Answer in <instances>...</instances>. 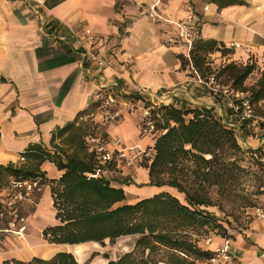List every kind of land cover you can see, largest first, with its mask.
<instances>
[{
    "label": "crops",
    "instance_id": "crops-1",
    "mask_svg": "<svg viewBox=\"0 0 264 264\" xmlns=\"http://www.w3.org/2000/svg\"><path fill=\"white\" fill-rule=\"evenodd\" d=\"M152 4L170 21L154 23L146 13ZM44 8L41 16L26 0H0V162L17 161L31 143L52 147L54 130L74 120L87 124L90 133L120 138L127 145L154 143L155 139L140 130L142 105L137 102L135 84L145 86L148 103H172L179 93L192 95L194 85H190L191 75L182 65L181 50L166 41L177 32L174 21L189 11L195 13L197 22L195 40L214 38L231 49L209 54L241 62L253 56L257 62H264V0H45ZM39 18L53 37L39 30ZM69 25L78 32L91 27L102 48L116 56L115 69L93 67L90 74L83 75L79 59L70 48ZM113 82L122 92L118 105L123 113L117 121L103 122L91 113L99 111V89ZM203 100L223 120L231 121L228 108L211 99ZM262 135L264 131L255 137L256 147ZM61 141L62 137L56 139ZM106 165L101 174L125 188L126 202L163 189L173 191L170 186L148 183V168L141 162L127 166L119 160ZM41 167L50 179L40 195L42 201L51 195L52 180L63 171L49 160ZM41 201L25 204L42 206ZM10 234L14 233L0 219V264L4 259L28 260L38 254L50 258L70 249L78 260L85 261L95 250H103L95 240L46 245L29 240L28 231L23 246H19L16 241L8 243ZM230 252V258L221 264H264V217L256 216L246 229L233 233Z\"/></svg>",
    "mask_w": 264,
    "mask_h": 264
},
{
    "label": "trees",
    "instance_id": "trees-1",
    "mask_svg": "<svg viewBox=\"0 0 264 264\" xmlns=\"http://www.w3.org/2000/svg\"><path fill=\"white\" fill-rule=\"evenodd\" d=\"M214 50L227 52L231 49L214 38L194 41L192 63L202 75L215 72L207 60L209 52ZM182 65L190 68V60L182 58ZM256 67L252 60L232 59L222 70L228 71L234 84L250 90L253 99L259 100L264 97V67L257 83L244 86ZM153 113L162 132L155 137L153 157L142 164L148 168V183L170 186L173 191L163 189L134 202H126L123 186L112 184L103 174L90 175L98 168L99 159L86 139L90 128L75 120L54 130L52 147L40 142L31 143L21 153L26 161L0 162V189L11 176L40 175L46 182L41 165L46 160L52 161L63 172L52 180L51 192L58 222L43 229V236L49 242L80 244L95 240L104 244L107 238L114 242L122 235L139 234L133 250L110 258L106 264H189L193 258L206 259L212 255V249L196 244L190 229L214 224L224 228L226 234L227 228L217 222L218 216L209 207L221 206L223 199L233 198L239 206L251 207L253 211L264 190V178L256 175L260 182L249 191L242 179L258 170L245 167L240 156L246 150L251 152L256 156L255 164L264 174V165L257 157L263 153V148L244 149L236 128L225 122L212 106L183 107L160 103ZM260 127H264L263 122ZM58 137H62L60 143L56 142ZM123 182L129 183L128 180ZM1 220L6 225V221ZM163 248L166 260L152 257L153 251ZM4 264L90 263L79 261L71 251L60 250L50 258L34 255L25 260L14 257L5 260Z\"/></svg>",
    "mask_w": 264,
    "mask_h": 264
},
{
    "label": "built area",
    "instance_id": "built-area-1",
    "mask_svg": "<svg viewBox=\"0 0 264 264\" xmlns=\"http://www.w3.org/2000/svg\"><path fill=\"white\" fill-rule=\"evenodd\" d=\"M26 1L30 3L34 12L42 16V7L45 6V0ZM149 15L153 20L160 21L162 25L170 21L157 10L155 5H151ZM174 22L177 25V32L175 35L168 37L166 41L182 50L183 54L190 60V66L194 72L192 79L207 88L210 93L220 96L227 105L229 114L237 119L241 125L233 121H224L234 126L241 137L242 123L259 128L261 123H264V97L254 100L250 90L222 82L215 72L202 75L194 67L191 58V49L196 38L197 28L195 13L189 11ZM46 35L53 37L50 33ZM69 36L72 39L70 48L79 59L83 75L90 74L93 67L115 69L116 56L102 48L98 35L91 27L85 26L82 32H78L73 26L69 25ZM135 86L137 102L142 105V111L138 118L141 133L155 139L162 132V128L157 124L158 118L153 113V110L159 104L147 102L143 91L145 86L137 83ZM121 94L122 92L116 82L111 83L109 86L101 87L96 94L99 102V111L91 113V115L97 114L99 120L103 122L117 121L123 113L122 108L118 105L119 95ZM86 139L90 148L95 151L99 159L98 168L90 173L93 176L101 174L103 165L113 161L120 160L123 164L132 166L145 159H151L155 152L154 143L148 145L139 143L127 145L120 138H106L100 133H89L86 135ZM259 146H262L263 153L257 155V157L264 165V135L261 136ZM20 158L25 159V156L21 154ZM44 187L45 183L40 175L11 176L8 183L0 189V218L6 221L5 228L14 232L19 238L25 237L28 221V216L22 213L21 207L25 203H35L38 195L44 191ZM253 214L257 217H264V190L261 193L260 201L253 207ZM241 229L244 230L245 228L241 227ZM234 231L233 229H228L218 242H215L216 235L207 234L205 243L207 247L212 249V255L206 259L193 258L189 264H221L228 260L231 256V236ZM214 242L215 245L211 246Z\"/></svg>",
    "mask_w": 264,
    "mask_h": 264
},
{
    "label": "rangeland",
    "instance_id": "rangeland-1",
    "mask_svg": "<svg viewBox=\"0 0 264 264\" xmlns=\"http://www.w3.org/2000/svg\"><path fill=\"white\" fill-rule=\"evenodd\" d=\"M152 5H155V4H152ZM44 7H42L43 12L45 9ZM150 7H151V5L148 6L146 9V13L148 15H149ZM155 7H156V5H155ZM157 10H158V8H157ZM159 12L162 13L161 11H159ZM149 17L154 23H158V24L162 25L160 21L153 20L150 15H149ZM38 28L40 31L45 32L44 34H47V33L52 34L51 32H48L45 29V26L44 27L42 26L41 19L39 21V27ZM184 57L187 58L181 50V58H184ZM207 60L210 62L212 70L217 73L219 79L222 82H224L226 84L230 83L234 86L241 87L240 85L234 84V82L231 79V76L228 73V71L222 70L223 66L231 61V60H228V57L221 56L220 54H218V55L209 54V55H207ZM250 60L254 61L257 64V67L246 78V80L244 82V86H250V85H253L254 83H257V81H258V79H259V77L263 71V67H264L263 61L257 62V60H255V58L253 56L248 59V61H250ZM237 61H239V60H237ZM187 69L189 70L188 74L191 75L190 85H192V84L194 85L192 95H188L186 93H179L177 96L178 98H175L174 102H172V103H175L176 105L183 106V107H192L194 105L211 106V104L207 103L206 100H203V99H208V101H209L211 99V101H216L218 104H222V107L226 108V110H227V105L222 100V98L218 95L210 93L207 88L203 87L202 85L197 83L194 79H192L194 72L192 71L191 67L190 68L187 67ZM199 96H203V97L201 98ZM215 96H216V98H215ZM217 110L220 111L219 108H217ZM232 118H234V117H232ZM232 118H230L231 121H233L237 124H241L237 119H235V118L232 119ZM261 131H264V127H261V128L256 127L255 128V127L249 126L245 123V126L243 127V131H242V137L240 136V134H238L239 135L238 140L241 143L242 147L244 149L257 148L255 146L256 141L254 139H255V137L258 138V135L261 134ZM245 138L247 139L246 143H245ZM240 157H241L240 162L245 167H248V168L251 167L252 169L256 168L258 170V172L254 173V174L249 173L248 175L244 176L242 179V181L246 182V184L244 186H246L249 191L254 190L256 188L257 184L260 182V180L256 177V175H259V176L264 178V174L261 172L260 168L255 164V157L256 156H254L251 152H247V150H246L245 153L242 154ZM23 161H26V158L21 159L19 157V159L16 162H23ZM105 166H107V165H104L103 168ZM43 176H44L45 181H46L44 183L45 184L48 183L50 181V179L46 176V172H45V175H43ZM52 185L53 184L50 185V191H51ZM40 195L42 196L43 193L38 195L37 201H39V203L41 201ZM213 195H214V197H217V195L215 193H213ZM53 200L54 199H53V195L51 192V195L48 194V196L41 201V203H43L42 206H39L40 205L39 203L34 204V205L24 204L21 207V211H22V213H24L28 216L27 228L25 230V237L19 238L14 232L11 231L14 234L13 235L10 234L11 239L6 237L8 243H12V242H14L13 244L20 243L21 245H19V246H23L25 239L27 238V231H28V236H29L28 238L31 241H37L38 240V241H40L46 245H49L48 243H53V242H49L42 235V231L46 226L58 222V219L55 217L56 208L54 206ZM209 207H210V210L215 212L216 215L218 216L217 222L223 223L225 225V227L227 228V231H228V229L235 230L234 233H236L238 231H242L241 227L246 229L247 224L252 219H254L256 217L253 214L251 207L250 208H248V206L247 207H241V206H239L238 201H235L233 198L223 199L221 202V206L212 205ZM35 211H37L38 213H37V215L34 216ZM228 220L230 221L229 223L227 222ZM190 231H191L190 235L196 244L203 245V246L207 247V245L205 243V236L207 234H214V235H216L215 241L218 242L221 240V236L224 235L225 229L222 228L221 226H215L214 224H211V225L205 226V227L191 228ZM138 237H139V234H130V235H126L125 237L119 236L115 239L114 242H111L109 240L108 242H105L104 244L100 243L99 247L103 250L102 251L95 250L92 257H91V258H94L93 261L91 262V260H92L91 258L87 259V261H89L90 264L91 263L92 264H106L110 258H118L121 255H123L125 252L133 250L134 246H135V242H136ZM15 241H16V243H15ZM2 246H6L5 248H9V246H7V244H4V243H2ZM70 251L72 252L73 250L70 249ZM38 256H39V254H38ZM152 257H154L156 260H158V259H163V260L165 259L166 260L164 248L158 249L157 251L156 250L153 251ZM5 260L6 259H4L3 261H5ZM163 260H161V261H163ZM79 261H83V260L79 259ZM158 264H165V263L164 262H158Z\"/></svg>",
    "mask_w": 264,
    "mask_h": 264
}]
</instances>
